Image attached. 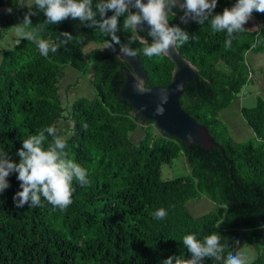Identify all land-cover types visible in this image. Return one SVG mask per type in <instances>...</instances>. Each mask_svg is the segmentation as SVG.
<instances>
[{
    "label": "trees",
    "instance_id": "trees-1",
    "mask_svg": "<svg viewBox=\"0 0 264 264\" xmlns=\"http://www.w3.org/2000/svg\"><path fill=\"white\" fill-rule=\"evenodd\" d=\"M234 3L217 0L213 14ZM7 6L11 11L0 14V42L23 22L29 6L36 12L30 16L33 27L46 19L34 1L20 10L18 0H0V8ZM173 11L178 14H169L170 26L179 25L189 33V41L178 50L197 67V80L186 84L181 106L208 128L221 147L187 146L153 133L154 123L121 99L128 65L117 57L119 45L115 52L101 49L110 35L69 17L42 30V38L53 44L60 32L73 35L71 42L60 45L56 53L49 51L47 57L22 37L4 52L0 66V152L19 162L23 139L54 126L67 140L68 157L87 170L89 183L81 186L73 179L72 203L64 210L53 208L43 197L40 206L26 203L17 208L13 196L20 182L17 173L10 174L9 187L0 193V264H161L169 256L190 258L182 243L190 233L198 239L216 233L225 257L244 239L257 252L247 264H264V99L242 110L257 135L255 142L237 143L220 129L221 115L253 77L247 57L264 53V13L254 10L259 29L234 33L226 49V32H214L210 20L183 24L182 11ZM96 18L100 19L99 13ZM123 19L119 18L117 35L126 44L130 33L123 30ZM131 47L145 65L147 84L166 86L174 68L171 59H149L138 42ZM69 69L91 84L93 99L81 97L64 105L61 83ZM145 124L146 138L135 143L132 134ZM181 155L190 174L164 181L163 166ZM203 196L217 210L192 215L188 204ZM159 208L167 211L162 220L152 215ZM203 264H223V259L205 258Z\"/></svg>",
    "mask_w": 264,
    "mask_h": 264
},
{
    "label": "clouds",
    "instance_id": "clouds-1",
    "mask_svg": "<svg viewBox=\"0 0 264 264\" xmlns=\"http://www.w3.org/2000/svg\"><path fill=\"white\" fill-rule=\"evenodd\" d=\"M34 5L37 10L43 11L45 21L33 27L30 16L36 15V12L31 11L29 6L23 22L17 24V31L23 38L34 42L44 57L48 56L49 51L56 53L60 45L71 42L73 35L67 31L60 32L57 42L53 44L42 38V30L47 25L60 24L69 17L110 35L111 40H106L103 48L115 52V46L119 45L118 58L136 56L137 51L131 45L138 42L142 45L143 54L151 59L166 56L172 49H178L189 41L186 30L179 25H169V14H176L173 9L182 11L180 22L183 24L193 21L203 25L210 20L214 32H226V49L231 47L234 33L244 31V25L254 10L264 13V0H236L230 8L225 7L222 13L215 14L217 0H147V3L144 0H96L95 11L93 0H34ZM108 12L112 15H107ZM97 13L99 20L96 18ZM120 17L124 18L123 30L130 33L126 44L121 43L117 35L121 30ZM145 25L150 42L140 35L145 31ZM132 87L139 94L150 91L143 78L136 74ZM159 97L161 102L155 108L156 115L164 112L167 91L161 90ZM66 146V138L54 126H49L23 139L22 148L17 152L19 162L13 161L7 153L0 152V193L9 187L7 177L17 173L20 190L13 196L17 208H22L26 203L29 207L40 206L43 197L53 208L66 209L72 203L73 179L81 186L89 183L87 170L68 157ZM152 215L154 219L162 220L166 218L167 211L159 208ZM182 243L190 253V258L186 259L183 254L169 256L161 264H203L205 258H215L217 261L223 259V264H247L240 254L230 252L225 257V246L216 233L206 235L203 239H198L195 234H186L182 237ZM235 243L238 245L239 241Z\"/></svg>",
    "mask_w": 264,
    "mask_h": 264
},
{
    "label": "rangeland",
    "instance_id": "rangeland-1",
    "mask_svg": "<svg viewBox=\"0 0 264 264\" xmlns=\"http://www.w3.org/2000/svg\"><path fill=\"white\" fill-rule=\"evenodd\" d=\"M18 1L19 4H22V0ZM32 1L34 0H29L28 2L32 3ZM9 10L11 11L10 6L4 7L0 9V14L8 13L10 12ZM244 27V30L248 33H254L259 29L260 21L255 15H252ZM21 40L22 36L17 31V25L13 26L0 42V66L4 52L17 46ZM247 63L252 72L251 77H253L243 87L242 92L232 106L220 117V129L226 131L231 138L240 144L251 143L257 140V135L249 126L245 117H243L242 110L244 108H254L258 105L260 99H264V53L249 55L247 57ZM61 96L64 105L67 107L81 97L93 99L95 97V92L91 84L82 75L80 76L79 72L69 69L67 77L61 83ZM66 125L67 124L64 123L62 125L63 128L67 129ZM147 127L148 124H145V126L132 134V139L135 143H139L146 138ZM153 133L159 134L160 131L157 127H154ZM189 174L190 169L187 160L181 155L172 164L163 166L162 179L164 181H172L183 178V176H188ZM188 209L192 215L200 217L216 211L217 205L206 196H203L199 201L190 202L188 204ZM233 254L243 255L247 262L253 261L257 256L256 249L244 239Z\"/></svg>",
    "mask_w": 264,
    "mask_h": 264
},
{
    "label": "water",
    "instance_id": "water-1",
    "mask_svg": "<svg viewBox=\"0 0 264 264\" xmlns=\"http://www.w3.org/2000/svg\"><path fill=\"white\" fill-rule=\"evenodd\" d=\"M27 1L29 0H22L20 10ZM144 2L147 3V0ZM17 14L18 12L14 13V15ZM147 31V25H145L144 33L147 34ZM166 56L174 63L171 80L166 86L147 84L148 74L138 53L134 57L124 58L128 67L125 68L126 80L120 93L121 99L129 101L135 109V114L142 119L152 121L161 133L187 146L195 144L207 150L221 147L210 135L208 128L201 125L196 118L191 117L181 106V97L185 92L186 84L197 80L196 65L182 56L178 49H172ZM134 74L143 78L145 86L150 89L149 92L139 94L133 89ZM161 90L167 91L168 99L163 104V114L156 115L155 108L161 102L159 97Z\"/></svg>",
    "mask_w": 264,
    "mask_h": 264
},
{
    "label": "flooded vegetation",
    "instance_id": "flooded-vegetation-1",
    "mask_svg": "<svg viewBox=\"0 0 264 264\" xmlns=\"http://www.w3.org/2000/svg\"><path fill=\"white\" fill-rule=\"evenodd\" d=\"M175 10H179V11H180V9H178V8L175 9ZM173 12L176 13V14H178L177 11H173ZM176 14H175V15H176ZM141 36H143L145 39H148V35H147L146 33H145V35H141ZM148 40H149V39H148ZM101 49H102V50H105V48H103V47H102Z\"/></svg>",
    "mask_w": 264,
    "mask_h": 264
}]
</instances>
